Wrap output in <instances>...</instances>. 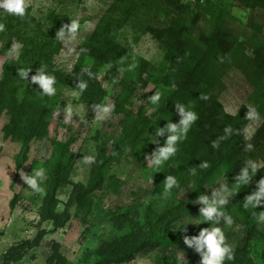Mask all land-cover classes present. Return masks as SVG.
<instances>
[{
  "label": "rangeland",
  "instance_id": "1",
  "mask_svg": "<svg viewBox=\"0 0 264 264\" xmlns=\"http://www.w3.org/2000/svg\"><path fill=\"white\" fill-rule=\"evenodd\" d=\"M25 3L24 17L0 15L5 25L0 32V264H201L197 246L184 243L211 227L200 220L205 205L197 201L200 196L211 201L225 185L231 190L249 161L259 165L256 176L224 206L234 223L226 226L220 218L217 226L233 248L234 259L225 264H264V224L243 208L264 178V0ZM217 16L222 32L208 48ZM71 19L80 28L68 40ZM62 28L64 41L57 40ZM252 33L261 40L258 49L249 45ZM15 44L20 47L13 50ZM41 66L56 77L55 96H41L43 89L32 81ZM22 68H31L23 80ZM81 81L88 83L82 93ZM157 92L161 100L154 106L149 100ZM178 103L198 119L176 145L175 156L159 169L149 167L145 156L164 147L170 135L156 137V129L183 119ZM98 104L114 110L97 120ZM7 125L14 135L5 137ZM18 131L36 133L27 147L16 138ZM87 156L95 162L86 163ZM204 162L208 167H199ZM62 163L67 178L56 191L55 220L43 216V209L51 175ZM40 167L46 173L37 178L42 191L36 192L24 177ZM92 175L102 183L68 205L73 185L87 186ZM167 175L181 186L163 198ZM149 206L156 216L182 210L169 227L173 234L157 247L160 238L152 239L144 224ZM254 211H264V205ZM142 240L150 245L132 260L111 262Z\"/></svg>",
  "mask_w": 264,
  "mask_h": 264
},
{
  "label": "clouds",
  "instance_id": "2",
  "mask_svg": "<svg viewBox=\"0 0 264 264\" xmlns=\"http://www.w3.org/2000/svg\"><path fill=\"white\" fill-rule=\"evenodd\" d=\"M26 13V3L25 0H0V15L8 14L14 15L17 17H24ZM67 32L71 35L68 40L75 39L78 30L80 28V23L76 19H71L70 26H66ZM5 30V25L0 23V32ZM65 29L62 28L57 36V40L64 41ZM20 46L15 44L13 50L18 49ZM82 52H87V49H82ZM131 67V66H130ZM31 68H22L18 72V76L23 80L27 77ZM84 72H87L89 76L94 74L89 71L87 68L82 69ZM123 71V69H120ZM32 81L39 83L43 89V94L41 96L52 97L56 94V77L54 75L46 74V66H41L38 69V74L32 77ZM88 88V83L86 81H81L78 85V89L82 93ZM201 99L207 100L206 95L201 94ZM161 100V94L159 92L155 93L150 97V102L152 105L157 106ZM176 108L179 110L180 115L183 119L180 121L179 125L171 123L167 124V127L164 129H156V137L164 135L165 132H168L170 135L166 140V145L158 149L157 152L152 154L151 157L145 156V159L148 161L147 165L159 169L166 161L175 156L177 152L176 145L178 142L186 138L187 133L193 123L198 119V115L195 111L189 109L183 104H176ZM97 120L106 119L110 113L114 110V106L107 104H98L97 105ZM255 115L254 110L250 111L247 115V118L251 119ZM72 116L71 109L66 111V119L70 120ZM228 135L231 134V129L227 128L225 130ZM227 138V137H225ZM157 142V141H156ZM217 144H214L213 147H217ZM253 145L248 143L246 144V151H251ZM86 163L95 162V157L87 156L84 157ZM199 167L207 168V162L200 164ZM251 169V171L249 170ZM259 170V165L253 161H249L248 165L241 169L240 174L236 177V182L234 183L231 190L228 186L225 185L223 190L220 192H213V199L209 201L207 196H200L198 203H202L205 207L200 209V220L204 223L211 222L210 228H205L200 231L198 238H193L191 240L185 239L184 243L191 247L193 244L197 246V251L202 253L201 264H225V261H232L234 259L233 248L226 242V236L224 230L217 226L220 225V218H223V222L226 226H231L234 223L233 217L224 210V206L228 204V198L233 196V194L238 193V189L241 186H246L250 184L253 177L256 176ZM46 170L43 167L38 168L35 171V175L32 177H24L26 183L31 186V188L36 192H41L42 189L37 183V178L43 179L45 176ZM164 188L162 192V197L167 198L171 195L172 189L178 188L179 183L177 179L172 176H166L165 181L163 182ZM259 190L249 195L245 198L243 203V208L245 210H251L252 216L255 218L258 224H264V211L255 212L259 206L264 205V178L259 180ZM180 224H183L181 221ZM201 224V223H193ZM186 230V227H181L180 231L183 232ZM206 248V252L202 250Z\"/></svg>",
  "mask_w": 264,
  "mask_h": 264
},
{
  "label": "trees",
  "instance_id": "3",
  "mask_svg": "<svg viewBox=\"0 0 264 264\" xmlns=\"http://www.w3.org/2000/svg\"><path fill=\"white\" fill-rule=\"evenodd\" d=\"M220 16L216 18V21H213L211 23L212 25V34L209 39V47L213 44H215L221 34V29L218 24V19ZM260 38L255 35L254 33L251 34V36L248 39L249 45L254 47V48H259L260 46ZM207 48V51L209 50ZM255 49V50H257ZM3 81H6L3 79ZM0 92H3L2 85L0 86ZM261 114H264V111H261ZM5 131V137L7 135H14L12 133V128L7 125L4 129ZM20 131L15 135L17 139H20L23 141L24 146L27 147L28 141H30L32 136L35 135L36 133H32V135H20ZM40 136V135H37ZM170 165L171 163L169 162L166 166V172L168 173L170 171ZM66 168L67 164L62 163L61 165H56L53 174L51 175L50 178V185L48 187V198L45 201V207L43 209V216L45 217H51L55 218L57 220L58 215L55 213V203H56V191L60 187L61 184L66 183ZM191 175V174H190ZM168 176V175H167ZM89 184L87 186L81 185V184H76L73 185L74 189L73 192L70 194L69 200H68V205L72 204L74 201H79L83 196L88 195L92 193L94 190L98 188V186L102 183L103 179L100 177H95L92 175L89 179ZM188 180V179H187ZM181 186V185H180ZM179 186V187H180ZM68 208V206H67ZM66 208V210H67ZM182 215V210L181 208H173L170 211L166 212L165 214L161 216H156L154 210L152 209L151 206L147 207L145 211V216H144V224L145 227H149L151 231V238H160V241L154 244V247L159 246L162 241H164L167 237L171 236L173 233L169 232V227L171 226L172 223L176 222L178 219H180ZM68 217H66L67 219ZM251 228V226H250ZM250 231V229H249ZM42 237V233L37 236V240ZM147 245H150L148 241L142 240L138 243L136 246H131V248H126V254L122 256V259H118L117 261H111L112 263L116 262H127L133 259V257L138 254L140 251H142ZM119 246L121 248H124L126 244H122V242H119ZM153 246V245H151ZM262 255L264 258V248L262 250Z\"/></svg>",
  "mask_w": 264,
  "mask_h": 264
}]
</instances>
